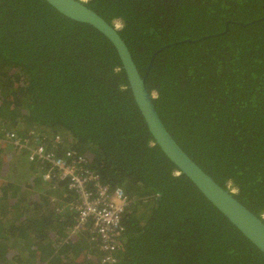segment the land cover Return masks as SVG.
<instances>
[{"label":"trees","instance_id":"obj_1","mask_svg":"<svg viewBox=\"0 0 264 264\" xmlns=\"http://www.w3.org/2000/svg\"><path fill=\"white\" fill-rule=\"evenodd\" d=\"M86 4L123 19L142 76L153 60L146 83L168 132L263 218L264 0ZM38 126L67 132V147L128 194L114 264H264L158 147L112 44L44 0H0V140ZM28 152L0 143V264H102L90 236L71 233L73 194L42 182Z\"/></svg>","mask_w":264,"mask_h":264},{"label":"built area","instance_id":"obj_2","mask_svg":"<svg viewBox=\"0 0 264 264\" xmlns=\"http://www.w3.org/2000/svg\"><path fill=\"white\" fill-rule=\"evenodd\" d=\"M80 1L86 3L88 0ZM68 141L67 132L38 126L22 136L7 131L0 143L27 149L28 160L42 166L38 172L42 182L54 187L63 185L67 193L73 194L70 210L74 213L75 225L71 233L86 232L100 253L101 263L114 264L122 246L123 217L131 200L123 188L104 184L88 167L86 157L67 147ZM175 175L178 176L179 172L176 171Z\"/></svg>","mask_w":264,"mask_h":264},{"label":"water","instance_id":"obj_3","mask_svg":"<svg viewBox=\"0 0 264 264\" xmlns=\"http://www.w3.org/2000/svg\"><path fill=\"white\" fill-rule=\"evenodd\" d=\"M56 12L65 18L86 24L101 33L115 48L125 74L133 99L141 112L147 128L166 158L185 175L201 193L249 242L264 254V218L256 216L234 196L232 192L219 185L180 147L163 124L155 107V95L146 81L152 62L146 75L142 76L132 54L112 25L102 16L80 0H44ZM243 25V24H240ZM190 42V41H189ZM164 48L160 49L161 52Z\"/></svg>","mask_w":264,"mask_h":264},{"label":"clouds","instance_id":"obj_4","mask_svg":"<svg viewBox=\"0 0 264 264\" xmlns=\"http://www.w3.org/2000/svg\"><path fill=\"white\" fill-rule=\"evenodd\" d=\"M125 24L122 18H115L112 21V28L115 32H120L124 29ZM226 187L231 191L233 194L238 193L239 189L234 185V182L231 180L226 181Z\"/></svg>","mask_w":264,"mask_h":264}]
</instances>
